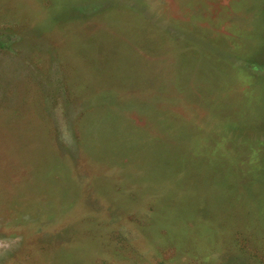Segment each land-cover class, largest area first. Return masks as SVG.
<instances>
[{
    "label": "rangeland",
    "instance_id": "374dc122",
    "mask_svg": "<svg viewBox=\"0 0 264 264\" xmlns=\"http://www.w3.org/2000/svg\"><path fill=\"white\" fill-rule=\"evenodd\" d=\"M263 232L264 0H0V264H262Z\"/></svg>",
    "mask_w": 264,
    "mask_h": 264
},
{
    "label": "trees",
    "instance_id": "16d2710c",
    "mask_svg": "<svg viewBox=\"0 0 264 264\" xmlns=\"http://www.w3.org/2000/svg\"><path fill=\"white\" fill-rule=\"evenodd\" d=\"M204 202H205V200L202 201L203 204H205ZM204 208L205 207H203V206H201L200 208H196L194 210L195 215L187 222V225L190 228L191 227L199 228L193 234H191L189 236L190 239H189V250H188V252H190V253L194 252V255L200 261L209 260L211 258V255H212L210 253V250H211L210 249V243H209L210 241L208 239L211 235V233H210L211 230H213V227H212L213 224H210V223H208L207 220L203 219L204 215L202 213V210ZM261 224H263V223H261ZM203 242H207L208 247L201 246ZM184 248H186V247H184ZM187 249H188V247H187ZM174 254L177 255V253H174ZM254 258L256 260H259L260 263L264 264V249H257V254L254 256ZM164 260H167V259H164ZM162 264H164V263H162Z\"/></svg>",
    "mask_w": 264,
    "mask_h": 264
}]
</instances>
